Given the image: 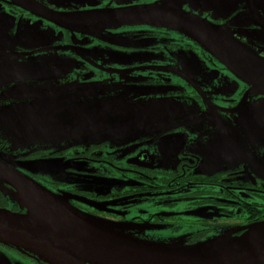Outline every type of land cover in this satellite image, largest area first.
Returning a JSON list of instances; mask_svg holds the SVG:
<instances>
[{"label": "flooded vegetation", "instance_id": "1", "mask_svg": "<svg viewBox=\"0 0 264 264\" xmlns=\"http://www.w3.org/2000/svg\"><path fill=\"white\" fill-rule=\"evenodd\" d=\"M134 4L147 5L149 2L141 0L131 5ZM0 5L2 10L11 12L16 19L37 24L42 32L45 30L43 35H39L37 41L33 40V43L29 44L32 48L18 47L14 49L16 51H4L5 55L0 52V60L6 58L5 61H12L17 65L16 67L22 65L30 77L34 76L36 66H30L29 62L54 63V67H60L59 64L65 67L74 66L71 73L66 74L64 79L61 78L63 74L54 75L61 83L97 82L99 77L107 81L110 87L120 82L122 83L120 85L127 88L131 96H140L141 93L142 98L149 99L151 102L174 104L175 107L167 105L170 110H173L170 114L175 118L171 121L172 123L178 122L177 116H185L188 120L186 127H179L176 124L175 128L161 134L144 137L128 144L133 147L139 145L134 151H131L127 144L114 149L110 146V142L105 141L62 148L36 147L21 150V152L5 150L15 158L11 162L2 159L3 161L49 191L56 194L66 193L71 203L81 206L94 215H105V213L99 209L85 207L80 201L82 195L93 196L107 206H118L116 202L127 195H138L145 190H158L170 194L165 197L163 204H171L168 203L170 201H184L187 206L214 209L211 218L206 219L211 225L227 223L245 227L251 223L264 221V144L261 141L255 144L254 140L247 142L245 131L238 118L240 117L238 112L241 100L246 96L249 86L205 47L180 34L178 30L151 25H135L130 29L140 36V40H137V44L129 43L115 48L126 55L123 54L122 57L116 59L112 57V60H115L113 62L106 58V56L109 57V50L93 49L95 44H99L98 40L78 25H66L65 27L53 25V22L41 19L12 5L8 0H0ZM122 6L105 2L97 6H87L84 9L87 11L101 10ZM61 11L70 12L69 10ZM256 20L258 25L253 29H260L263 22L258 18ZM213 22L219 25L218 21ZM13 31L15 33L16 29ZM59 58H67L69 62L61 63ZM8 82L11 84L5 87L0 86V97H6L5 99L0 98V105L24 103L25 99L14 97L15 91L20 90L19 94L25 95L27 93L26 83L31 84L35 81L27 80L22 84L14 80ZM117 88V91H123L119 86ZM177 97H181L182 100L191 98L197 103H203L202 109L207 112L204 115L197 111V115H204L210 126L195 122L197 115L186 111L192 107L182 101L176 102ZM247 98H249L247 101L249 103L258 99L249 94ZM193 109L196 108L193 107ZM257 116L259 118H255ZM263 116L264 113L263 115L254 114L253 136L256 133L264 136V124L260 126V121L264 123ZM262 117L263 121L260 120ZM215 125L219 126L218 131L227 132L228 135L230 133L235 137L241 136L246 144V152L236 151L235 155L223 156L225 162L205 175L198 172L200 158L189 149V144L196 135L193 132L208 135L212 131L215 132L212 128ZM0 148L3 150L10 147L7 145ZM159 156H164L166 165L176 167L173 169L155 168L159 163ZM24 161L27 162L26 165L29 161H37L38 166H32L34 171L28 170L20 166ZM97 166L103 167L97 168L103 170H96ZM105 169L114 170L120 177L129 176L142 180V184L120 190L102 189L97 192H87L70 187L67 180H73V178L62 176V173H66L78 179H87V177L98 175L109 179V174ZM51 173H54V176H49ZM0 181L3 182L4 187L9 189L0 187V208L13 212H24L25 209L14 197L18 191L1 176ZM8 191L12 193L11 197L5 193ZM111 217L119 219L116 216ZM159 218L168 219V217L161 216ZM244 227L236 233H241ZM5 246L17 249L0 241V248ZM18 250L24 257L35 259L37 264H49L31 253Z\"/></svg>", "mask_w": 264, "mask_h": 264}, {"label": "rangeland", "instance_id": "2", "mask_svg": "<svg viewBox=\"0 0 264 264\" xmlns=\"http://www.w3.org/2000/svg\"><path fill=\"white\" fill-rule=\"evenodd\" d=\"M34 1L54 11L69 10L70 12H83L87 11L86 9H84L87 6H97L105 2H111L115 5H123L120 8L105 9H121L138 6L139 4H131L140 2L141 0ZM147 1L149 2L148 5H153L152 3H155V5L166 4L169 9H176L184 14H187L190 17L205 20L213 26L222 29L226 34L225 37L228 42H234L239 46V48L242 47L264 56V0ZM0 10L1 48L5 42L11 39L14 33V29H16L17 31V29H21L24 27L26 28L27 25L22 24V21L16 19L15 16L11 15V12L2 10L1 8ZM256 18L260 19L263 22L261 23L260 29H253L256 25H258V21L256 20ZM126 19L127 20L108 19L107 22H91L83 24L81 28L86 30L88 34H93L94 39L98 40L99 44H95L93 49H96L98 51L109 50V57L106 56V58L110 61L115 62L114 59L122 57L123 54L126 55V53H124L123 51L116 50L115 48H119V45H128L129 43L137 44V40H140V36L134 34L133 30L130 28L135 25L166 27L148 22H141L139 21L140 19L138 17H128ZM213 21H218L219 25L215 24ZM53 25L60 26L56 23H53ZM169 29L175 31V28L173 27H170ZM29 31L34 32V38L38 40L39 36L37 37L35 35V31L32 30V26ZM44 32L45 30H43L42 35L44 34ZM178 32L193 40L189 34L183 31ZM128 55L130 54L128 53ZM112 57L114 58L113 60ZM5 60L6 58L0 60L1 77H3L2 73L8 74L11 72L22 70L19 67H16L17 65L12 61L9 62ZM59 61L61 63H65V61L69 62L67 58H59ZM3 64L6 65L4 69ZM29 64L30 66H36L34 67L35 79L38 78L41 73H43L49 76V81H57L60 84L64 83H61L58 80L59 78L54 74H63L61 78L64 79L66 77V74L71 73L74 67H65L62 64H59L61 65L60 67H54V63L34 64L33 62H29ZM256 68L260 69L259 65H256ZM98 82L99 84H97ZM73 83L94 85H100L101 83L102 86L105 85L104 87L106 91L104 92V94L103 92H99L96 98L94 96L95 103L90 105L88 107L89 109L85 111V114H88V117L83 124L84 132L86 129V125L88 123H91L93 117L98 118L99 116V122L100 119L103 118L104 125H107L108 120L112 117H119L120 119H122V114L126 115L127 123L132 128L137 130H120L116 132V135L119 138L105 140L110 142V146L114 149H117V147L119 146L134 143L144 137L161 134L162 132L172 129L173 127L175 128L176 124H178L179 127H186V124H188V120H186L187 117L185 116H177L178 122L174 124L171 122L173 119H175L174 117H171L170 115L165 113L159 114L150 111L148 106L151 105V101H149V99L142 98L141 93L140 96H131L130 93L127 92V88L120 85L122 84L120 82L117 83V85H113V87H110L107 85V81L102 80V78L99 77V81L97 82H70V84ZM8 84L11 83L8 81L0 80V86L5 87ZM117 86H119L123 91H117ZM248 94L249 93L247 92L246 96L243 98V100H241L242 102H244V100H249V98H247ZM249 95H251L252 97H258V99L255 100L253 104H260L261 109L262 107H264V95ZM0 98L5 99L6 97ZM68 98L75 97L73 95H69ZM79 98H89V96L86 94L83 97ZM180 101L187 103L192 107L191 109L186 110L187 112H189V114L197 115V111L201 114L207 112L206 110L202 109L204 105L203 103H197L191 98L182 100L181 97H177L176 102ZM31 102L33 101L25 100L24 103L16 102L13 104L0 105V147H4L7 145H9L10 147L3 150L0 148L1 159L6 161L9 160L10 162L13 159L14 161L15 157H12L11 154L5 150H14L21 152V150H27L36 147L48 148L52 146L55 148H62L70 146L74 143L75 140H79L77 133L81 131V127L80 124L76 123V120L68 118L64 119L62 117L54 116L53 114L49 116L35 117V112L28 113L23 108L25 105ZM193 107L197 110L193 109ZM138 109H145L147 110V113L145 115H138ZM260 114L262 115V113ZM204 115L198 114L195 117V122L202 125L207 124L208 126H210ZM239 115L240 117L238 118L240 119V121L242 120L240 125L245 131V139L247 140V142L250 143V141L254 140L255 144H259V141L264 144V136L261 135V133H256V137L253 136L254 134H251L249 125L254 123V120L250 119L251 116L244 115L242 113V110L238 112V116ZM263 117L260 120H263ZM255 118H259V116ZM263 124L264 123L260 121V126H262ZM71 125H74L75 128L73 129ZM119 127L116 126V129H118ZM212 128H214L215 132L212 131L208 135H203L202 132H193L196 133V135L193 141L189 144V149L195 152L200 158L198 172L205 175L210 173L213 168H216V166L222 165L223 162H225V159H223L222 157L227 155L228 152H234L231 153V155H235L236 151L246 152V144L241 136L235 137L233 135H230V133L228 135L227 132L218 131V125L212 126ZM252 131H254V129ZM105 141H100V143ZM3 143L4 145H2ZM128 147L131 151H134L139 147V145L138 147L128 145ZM158 158L159 163L155 166V168L173 169L176 167L166 165V163L164 162V156H159ZM26 163L27 162L24 161L22 162V164H20V166L32 171H34L32 166H38L37 161H29L28 165H26ZM14 164L17 166L16 163H13V165ZM98 167L99 166L96 167V170H103L97 169ZM105 170L109 174V179L100 177L98 175L90 178L87 177V179H78V177L66 173H62V176L73 178V180H67V182L70 183V187L74 189H81L82 191L87 192H97L101 191L102 189H110V191L120 190L132 185L142 184V180L134 179L129 176L120 177L114 170ZM52 175L54 176V173H51L49 176ZM0 187H4L3 182L1 181ZM8 192L5 193L9 197H11L12 193ZM56 195L62 196V198L65 199V202L73 206L77 214L85 218V220H88L89 223L106 232L118 234L126 238L132 237L137 240L148 242L154 245L172 247L185 246L187 248L191 247V249L193 250H197L198 245H200L202 246L201 249L203 252L218 255L230 254L240 246L242 247V245L249 244L251 241H253L252 238L258 234V230L255 229L256 225L264 222L251 223L246 225L245 227L227 223H218L216 225H211L208 224V220L206 219L211 218V214L213 213L214 209H204L202 207L187 206L185 205L184 201H170L168 203L171 204H163V202L165 201V197L170 194L158 190H145L138 195H127L120 201L116 202L118 206H107V204L101 203L98 199H95L90 195H82V197H80V201L85 207L89 209H99L102 211V213H105V215H94L90 212H87L84 208H81V206L79 207L71 203L68 195L64 192L61 194L58 193ZM81 202H79V204H82ZM111 216H116L119 219L112 218ZM159 216L168 217V219L163 220L160 219ZM122 217L124 218L123 220ZM243 227L244 229L241 233H236L240 230V228ZM0 264H37V262L33 258L24 257L18 249H10L5 246L0 248Z\"/></svg>", "mask_w": 264, "mask_h": 264}, {"label": "water", "instance_id": "3", "mask_svg": "<svg viewBox=\"0 0 264 264\" xmlns=\"http://www.w3.org/2000/svg\"><path fill=\"white\" fill-rule=\"evenodd\" d=\"M8 2L41 19L59 24L61 27L66 25L82 27L83 24L91 22H107L108 19L127 20L128 17H138L141 22L173 27L175 30L189 34L239 79L248 84L249 94L264 95L263 55L239 48L234 42L226 40V34L222 29L205 20L190 17L179 10L169 9L166 4L65 12L51 10L34 0H8ZM22 24H26V28L17 29L11 39L0 48L3 55H5L4 51L18 47L32 48L29 44L36 39L34 32L29 31L31 26L37 37L43 33L37 24L23 21ZM3 65L4 69L6 65ZM256 65H259L260 69L256 68ZM19 68L22 70L8 74L2 73L3 77L0 76V80H14L19 84L27 80L35 81L31 84L26 83L27 93L25 95L19 94L20 90L16 89L14 97L32 100L33 102L23 108L28 113L35 112V117L53 114L64 119L76 120L81 127V131L77 133L79 140H75L70 146L89 145L119 138L116 132L120 130L137 131L127 123L126 115L122 114V119L112 117L107 125H104L103 118L99 122V116L98 118L93 117L91 123L86 125L84 132L83 124L88 117L85 111L95 103L94 96L96 98L99 92L104 94L106 91L104 86L60 84L57 81H49V76L43 73L35 79L34 76L30 77L26 74L25 67L21 65ZM86 94L89 98H79ZM69 95L75 98H68ZM168 104L174 106L169 102L152 101L148 107L152 112L170 115L173 110L169 109ZM240 105L239 111L242 110L244 115L251 116L250 119L254 120V114L262 113L263 115L264 113V107L261 109L260 104L244 100ZM146 113L145 109L137 110L138 115ZM116 126L121 127L116 129ZM249 126L252 134L253 126L252 124ZM71 127L75 128L74 125ZM230 155L231 153L228 152L227 156ZM0 176L18 191L15 193V200L25 209L24 212H13L0 208V241L31 253L49 264H264V222L256 225L255 229L258 230V234L252 238L253 241L227 255L203 252L200 245L197 250L185 246L154 245L97 228L77 214L73 206L65 202L62 196L47 190L2 159H0ZM36 204L56 207L72 221L67 226H62L54 222H45L40 218L32 219L31 212Z\"/></svg>", "mask_w": 264, "mask_h": 264}, {"label": "bare ground", "instance_id": "4", "mask_svg": "<svg viewBox=\"0 0 264 264\" xmlns=\"http://www.w3.org/2000/svg\"><path fill=\"white\" fill-rule=\"evenodd\" d=\"M30 217L32 219L40 218L45 222H54L62 226H67L72 221L71 218L65 215L61 210L49 205H34Z\"/></svg>", "mask_w": 264, "mask_h": 264}]
</instances>
